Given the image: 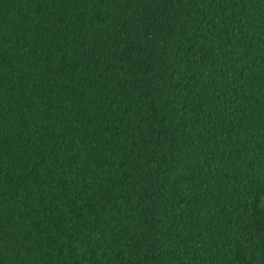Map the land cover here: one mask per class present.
Here are the masks:
<instances>
[{"label":"trees","instance_id":"trees-1","mask_svg":"<svg viewBox=\"0 0 264 264\" xmlns=\"http://www.w3.org/2000/svg\"><path fill=\"white\" fill-rule=\"evenodd\" d=\"M0 264H264V0H0Z\"/></svg>","mask_w":264,"mask_h":264}]
</instances>
